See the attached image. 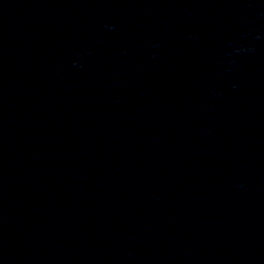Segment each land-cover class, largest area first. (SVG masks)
Instances as JSON below:
<instances>
[{
	"label": "water",
	"instance_id": "obj_1",
	"mask_svg": "<svg viewBox=\"0 0 264 264\" xmlns=\"http://www.w3.org/2000/svg\"><path fill=\"white\" fill-rule=\"evenodd\" d=\"M74 264H264V0H218L149 148Z\"/></svg>",
	"mask_w": 264,
	"mask_h": 264
}]
</instances>
